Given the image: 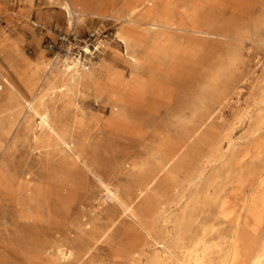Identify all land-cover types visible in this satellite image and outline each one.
<instances>
[{"label": "rangeland", "instance_id": "1", "mask_svg": "<svg viewBox=\"0 0 264 264\" xmlns=\"http://www.w3.org/2000/svg\"><path fill=\"white\" fill-rule=\"evenodd\" d=\"M152 2L0 0V264H264V0Z\"/></svg>", "mask_w": 264, "mask_h": 264}, {"label": "bare ground", "instance_id": "2", "mask_svg": "<svg viewBox=\"0 0 264 264\" xmlns=\"http://www.w3.org/2000/svg\"><path fill=\"white\" fill-rule=\"evenodd\" d=\"M146 2L149 5L148 10L152 13L155 10V4L152 2V0H146ZM137 31L134 32V30H126L122 33V39L123 41L126 42H133L136 44H140L141 43V35H139L138 33H136ZM142 34V32L140 33ZM119 35V34H118ZM121 41V40H120ZM72 66H67L63 72H61L63 74V76L67 77L68 80H70V82H75V81H79L82 78V74L79 73L78 71L76 72V77L72 78L75 74L73 75H69L71 73ZM22 82H24L27 85H32L33 82V78L32 75L29 73H25L24 77L21 78ZM62 90V89H60ZM36 114H38L35 111ZM40 116V126H47L51 129V126L48 122V114L45 112ZM37 131V130H36ZM41 131V130H40ZM15 132V131H14ZM61 141V140H60ZM64 144L67 146V143L64 142ZM195 159V158H194ZM150 184V183H149ZM105 191H106V199H111V198H116L115 193H113V191L107 186L104 185ZM176 192V191H175ZM245 207V206H244ZM240 220L238 219V223L239 224ZM139 224V223H138ZM104 231L99 233V237H101L103 235ZM234 246L237 248L238 246V241L233 242ZM255 245L256 244H248L247 246H245L244 248V253L243 256L241 258V264H262V261L259 259V257H254V252H255ZM190 264H213L211 260L208 259V254H204L203 256H197L195 258V260L193 262H191Z\"/></svg>", "mask_w": 264, "mask_h": 264}]
</instances>
